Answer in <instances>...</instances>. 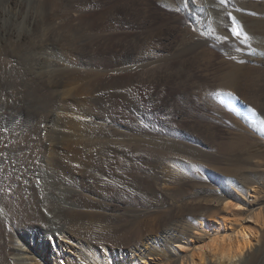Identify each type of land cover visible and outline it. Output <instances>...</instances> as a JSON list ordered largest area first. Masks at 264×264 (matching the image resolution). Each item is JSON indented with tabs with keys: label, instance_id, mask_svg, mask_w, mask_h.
Masks as SVG:
<instances>
[{
	"label": "bare ground",
	"instance_id": "6f19581e",
	"mask_svg": "<svg viewBox=\"0 0 264 264\" xmlns=\"http://www.w3.org/2000/svg\"><path fill=\"white\" fill-rule=\"evenodd\" d=\"M178 1L161 3L172 10ZM152 13L141 0H0V173L11 174L7 186L0 181V264H252L248 251L262 232L251 227L246 188L185 197L187 160L198 151L165 137L182 133L169 114L155 130L138 97L155 84L163 98L170 79L198 85L189 71L182 76L200 43L142 52L161 47ZM132 21L151 26L136 33ZM118 42L126 57L112 49ZM197 92L173 98L198 103ZM203 199L221 208L218 224L182 215L158 226L163 212ZM103 245L112 257H102Z\"/></svg>",
	"mask_w": 264,
	"mask_h": 264
},
{
	"label": "rangeland",
	"instance_id": "374dc122",
	"mask_svg": "<svg viewBox=\"0 0 264 264\" xmlns=\"http://www.w3.org/2000/svg\"><path fill=\"white\" fill-rule=\"evenodd\" d=\"M161 1L141 0L142 5L148 6L152 10V21L162 24L160 28L157 27L153 30L154 39L161 45L160 49L154 43L153 47H142L145 50H142V52L144 54L147 52L150 54L153 52L160 53L161 51V53L173 52L178 44L189 45V47L194 45L196 47V44L200 43L199 47L190 50L186 54L185 68L189 70L186 69L182 76L183 79H186L187 74H191L190 78H194L192 82L197 81L198 85L195 84V87H193V84L188 81V85L182 83V85L176 87L174 80L170 79L169 82H165V84L167 83L165 90L168 95L163 96V98L158 96L161 92V85H158V87L155 84L151 87H141L138 97L140 102L145 105L144 107L152 113V126L157 124V127H154L155 130L160 132L161 124L159 125V123L164 121L158 117L169 114L168 117H171L169 118L170 127L173 130H180L182 133L178 132V137L171 134L168 136L164 133L162 135L172 139L175 137V140L178 138L177 141L181 144H186L190 149L198 151L194 153L195 155L191 153L194 157L191 156L187 160L188 165L185 171L188 178L183 186L185 197L195 199L197 190H201L200 196H205L212 189L221 190V186L225 185L237 187L238 190L240 187L246 188L245 192L246 190L248 192L246 196L249 198L248 203L252 205L247 207L253 213V219H256L254 220L256 224L251 225V227L253 229L260 228L262 232L259 243L250 249L248 254L251 256L252 264H263L264 0H240L239 2L236 0H224V2H221V0H213L214 2L212 0H179L178 7L172 10L163 6ZM132 22L130 30L136 33L142 28L151 26L150 22ZM234 28L241 32L239 36L233 34L232 30ZM244 34H247V38ZM126 37L127 34L123 35L124 39ZM113 48L116 49L118 55L126 57L127 51L123 44L118 42ZM191 69L195 71H191ZM12 79L5 78L4 82L13 81L14 79ZM8 84L10 85V82ZM9 85H7V88L12 92L14 90L13 83L10 87ZM4 91H7V89ZM194 91L199 92V95L197 92V98L201 103H196L193 98H185L186 102L182 105L179 101H175L177 95L187 97V93L194 94ZM11 92L12 96L17 95V90ZM173 95L176 97L173 98ZM168 96L170 97L169 104L165 109V101L169 98ZM151 97L159 98L156 101L157 104L150 103L149 99ZM10 100L12 99L7 101L10 102ZM193 104L196 105L193 106ZM197 105L200 108H197ZM253 109L261 114L259 118L255 116L257 113L253 114L251 111ZM194 117L196 120H194ZM140 123L144 124V121L141 120ZM13 125L14 123H12V130L15 126ZM1 143L0 140V151ZM0 154H2V151ZM195 161L199 162L201 166L197 165L198 167L192 170V163ZM1 169L4 175L0 173V181L4 180V184L7 186V184H10L11 174L4 168ZM167 186L173 187V184L167 182ZM2 189L5 193V187ZM180 202L177 203L180 204ZM120 207L116 208L117 213L119 211L124 212L123 207L119 209ZM220 209L219 206L209 204L203 199L197 203L185 205L184 208L179 210L163 212L158 226L162 228L171 222H175L182 215L204 216L206 223L211 221L218 224L221 215H223ZM254 241L257 242V239H254ZM134 244L135 242L129 240L125 244V248H131ZM100 249L102 257L110 258L113 256L111 246L103 245V248ZM67 251H70V249L68 248Z\"/></svg>",
	"mask_w": 264,
	"mask_h": 264
},
{
	"label": "snow or ice",
	"instance_id": "6c2138e0",
	"mask_svg": "<svg viewBox=\"0 0 264 264\" xmlns=\"http://www.w3.org/2000/svg\"><path fill=\"white\" fill-rule=\"evenodd\" d=\"M221 2H224V0H221ZM232 31H233L234 35L239 36L241 34V32L235 28ZM244 35H245V38H247V34H244ZM237 207H239V206L237 205Z\"/></svg>",
	"mask_w": 264,
	"mask_h": 264
}]
</instances>
